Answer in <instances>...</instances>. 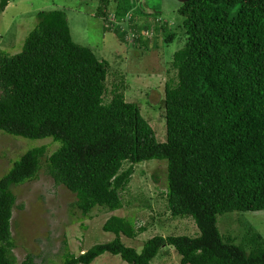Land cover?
Wrapping results in <instances>:
<instances>
[{
  "label": "trees",
  "instance_id": "16d2710c",
  "mask_svg": "<svg viewBox=\"0 0 264 264\" xmlns=\"http://www.w3.org/2000/svg\"><path fill=\"white\" fill-rule=\"evenodd\" d=\"M8 1L0 0V13ZM99 2L95 15L122 43L127 31L143 47L158 33L165 44L175 39L160 14L150 18L137 0H113L110 14L109 2ZM177 14L184 43L164 85L163 142L120 82L108 95L107 62L72 40L62 10L37 12L20 51H0V133L58 143L48 156L44 145L26 150L0 176V264H37L30 253L16 262L10 226L12 188L33 180L41 165L90 217L121 209L134 165L151 160L167 163L162 194L170 216L191 219L196 234L154 235L138 252L121 236L134 239L145 226L112 215L102 224L111 241L77 256L65 247L61 264H91L105 253L149 264L166 246L180 264H264L259 233L250 227L238 240L217 226L227 213L264 211V0H187Z\"/></svg>",
  "mask_w": 264,
  "mask_h": 264
},
{
  "label": "rangeland",
  "instance_id": "374dc122",
  "mask_svg": "<svg viewBox=\"0 0 264 264\" xmlns=\"http://www.w3.org/2000/svg\"><path fill=\"white\" fill-rule=\"evenodd\" d=\"M107 1L109 7L105 12L110 14L113 0ZM137 4L142 5L144 13L151 14L150 18L155 19L154 12L157 11L168 23L167 32L176 33L171 43L165 44L161 33H158L143 47L134 41L133 31H127L126 42L122 43L111 30L104 28L102 18L95 15L99 0H9L0 13V51L9 55L20 51L25 37L37 23V12L62 10L72 40L88 47L99 60L107 62L108 95L113 84L120 82L125 100L139 107L157 141L163 142L166 139L164 85L173 75L170 66L172 55L184 43V35L178 29L179 2L137 0ZM109 20L113 21L112 16ZM138 32L144 40L148 39L146 32ZM40 145L46 146L48 156L58 143H53L50 138L31 140L0 133V176L9 169L14 159ZM43 162L44 158L41 164ZM166 165L165 160L134 165L131 180L120 193L122 208L112 212L94 210L90 217L82 216L72 206L74 195L64 186L55 185L41 165L33 180L12 188L16 201L10 231L15 244L12 253L16 262H21L30 253L37 264H61L65 247L77 256L95 244L109 242L114 235L104 232L102 224L112 215L132 220L135 227L145 226L146 230L134 239L121 236L126 246L138 252L143 243L154 235L194 236L197 230L191 219L173 218L166 209L163 195ZM127 166L125 163L124 167ZM217 220L218 229L224 235L230 234L239 240L251 227L264 239V211L232 212L219 216ZM91 264L128 263L119 256L105 253ZM149 264H180L179 256L172 247L166 246Z\"/></svg>",
  "mask_w": 264,
  "mask_h": 264
},
{
  "label": "water",
  "instance_id": "95a60500",
  "mask_svg": "<svg viewBox=\"0 0 264 264\" xmlns=\"http://www.w3.org/2000/svg\"><path fill=\"white\" fill-rule=\"evenodd\" d=\"M176 1H178V2H185V1H187V0H176Z\"/></svg>",
  "mask_w": 264,
  "mask_h": 264
}]
</instances>
